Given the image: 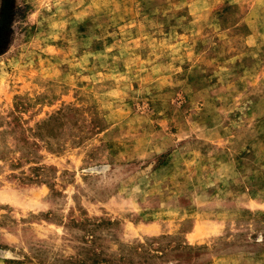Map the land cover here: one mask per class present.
Returning a JSON list of instances; mask_svg holds the SVG:
<instances>
[{"label":"rangeland","instance_id":"1","mask_svg":"<svg viewBox=\"0 0 264 264\" xmlns=\"http://www.w3.org/2000/svg\"><path fill=\"white\" fill-rule=\"evenodd\" d=\"M0 264H264V0H0Z\"/></svg>","mask_w":264,"mask_h":264},{"label":"trees","instance_id":"2","mask_svg":"<svg viewBox=\"0 0 264 264\" xmlns=\"http://www.w3.org/2000/svg\"><path fill=\"white\" fill-rule=\"evenodd\" d=\"M6 32L7 31H3L0 33V53L6 51Z\"/></svg>","mask_w":264,"mask_h":264}]
</instances>
